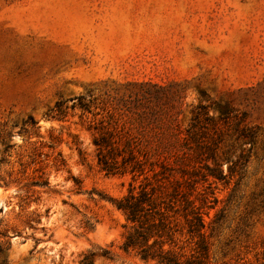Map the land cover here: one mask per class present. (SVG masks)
<instances>
[{"label":"rangeland","instance_id":"374dc122","mask_svg":"<svg viewBox=\"0 0 264 264\" xmlns=\"http://www.w3.org/2000/svg\"><path fill=\"white\" fill-rule=\"evenodd\" d=\"M134 81L184 89L193 151L172 167L202 205L204 264H264V0H0V264H157L121 248L111 202L152 171L101 170L78 105Z\"/></svg>","mask_w":264,"mask_h":264},{"label":"trees","instance_id":"16d2710c","mask_svg":"<svg viewBox=\"0 0 264 264\" xmlns=\"http://www.w3.org/2000/svg\"><path fill=\"white\" fill-rule=\"evenodd\" d=\"M124 87L121 93L118 89L108 93L98 111H93L91 102L82 97L78 102L82 114H91L88 128L94 131L92 144L101 170H129L133 178L143 174L145 164L152 171V180L145 175L137 188L131 185L126 194L111 199L129 224L121 248L157 264H204L208 244L202 205H196L189 193L181 189L172 167L183 164L193 151L188 141L193 137L191 133L176 146L181 133L177 117L184 89L175 82L161 85L150 81L128 82ZM57 112L60 119L66 115L62 104L57 105ZM196 118L195 114L193 119ZM243 136L251 138L252 133L246 131ZM78 152L83 151L78 148ZM210 156L213 158L212 153ZM155 166L159 170H154ZM167 183L172 187L169 192ZM177 215L183 218V225ZM183 236L195 245L194 252L187 256L174 248ZM93 254L86 255L83 264L89 263L87 258Z\"/></svg>","mask_w":264,"mask_h":264}]
</instances>
